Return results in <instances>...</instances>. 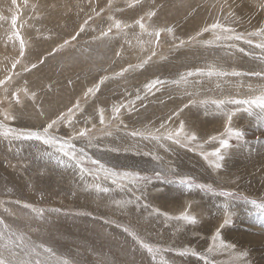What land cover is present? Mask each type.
Returning a JSON list of instances; mask_svg holds the SVG:
<instances>
[{"label": "rangeland", "instance_id": "374dc122", "mask_svg": "<svg viewBox=\"0 0 264 264\" xmlns=\"http://www.w3.org/2000/svg\"><path fill=\"white\" fill-rule=\"evenodd\" d=\"M133 3L134 0H16L13 4L12 0H0V79L12 76V81L6 85L7 94L0 88V113L7 111L16 117L4 120L0 114V122L18 130H41L42 126L56 119L58 114L66 113L79 101L82 111L76 113L73 126L60 124L55 134L67 139L76 131L87 128L92 145L88 144V138H77L73 141L77 151L84 148L88 156L99 159L109 168L134 170L153 177L150 183L141 185L142 191L122 190L110 181L102 180L100 183L110 191L98 193L92 187L93 177L82 175L74 161L54 148L39 141H10L0 137V184L19 192L17 196L0 195V219L12 226V231L17 234L24 233L25 239L31 237L28 241L31 245H40L34 235L43 232L53 243L64 241L59 256L69 259L67 255H73L75 258L70 259L77 264H101L102 260L104 264H159V257L153 261L123 231L124 227L153 245L177 251H196L209 257L212 264H264V214L250 202L255 199L264 203V122L249 117L243 111L237 112L232 126L245 133L246 143L231 141L233 147L226 150L222 169L210 166L213 157L206 161L200 154L201 146L205 153L218 147L211 138L226 135L225 113L235 111L237 107L226 104L220 109L211 101L253 95L255 93L249 90L248 85L259 90L264 87V79L250 75L223 78L193 76L189 78L187 87L192 96L186 94L183 84H173L182 75L206 70L212 64L228 72L264 70V61L259 59L262 55L260 49L242 42L229 43L243 47L245 53L250 54L240 53L235 47H206L196 41L177 46L180 40L188 41L215 21L231 26L241 34L264 29V8L260 6L264 0H140L139 4L130 7ZM153 11L156 15L149 18L148 13ZM229 12L233 15L230 16ZM13 17L17 18L15 28L11 23ZM89 17L90 27H86L76 40H71ZM112 17L134 27L123 32L113 28L109 38L97 39L100 30H106L113 23ZM141 17L150 31L170 28L172 32H161L159 46L150 43L142 46L138 37L140 41L153 38L142 35L135 24ZM15 32L25 40L27 51L21 64L12 69L19 50ZM250 38L254 43L261 40V37ZM65 40H71V44L56 51L55 55H48ZM199 40L216 43L211 32L204 33ZM153 49L157 55L142 68L136 67ZM42 57L46 58L43 64H38L30 72L23 71V65L36 63ZM129 65L133 67L123 76L116 75ZM105 77L107 79L100 85L99 92L85 97L87 89ZM154 79L167 81V85L154 95L146 94L144 85ZM24 88L29 90V94L36 93L35 103L25 96ZM15 91H20V104L12 98ZM137 93L141 99H136ZM193 100L196 103H192ZM119 104L134 105L132 111L122 109V124L112 119V107ZM185 104L189 106L185 108ZM100 109L104 110V125L99 123ZM176 112L180 113L178 117ZM181 121L186 132L198 137L195 143L182 147L167 140L157 143L127 135L133 130H155L162 124L175 129ZM107 132L111 135H106ZM241 143L243 147L239 146ZM84 166L95 171L87 161ZM173 170L177 175L194 178L196 183L210 185L217 192L236 193L238 198H225L197 189L189 191L176 183H162L154 176L159 171L165 173L169 180H174ZM125 201L130 203L124 204ZM24 204L43 209V219H33L30 209L24 208ZM225 206L232 214V223L221 228ZM157 210L161 214L158 215ZM185 212L194 215L198 222L189 225L185 221L168 219ZM98 226L99 229L96 228ZM83 227H88L86 232ZM218 230L225 243L234 245V249H220L219 241L213 244ZM45 241L41 244L47 245ZM83 247L87 248V253L83 252ZM210 247L214 251L209 256ZM38 250L41 258L49 259L42 249ZM241 252L246 253V257L235 260ZM161 256L169 264H203L196 257L179 256L176 251L162 252Z\"/></svg>", "mask_w": 264, "mask_h": 264}, {"label": "snow or ice", "instance_id": "6c2138e0", "mask_svg": "<svg viewBox=\"0 0 264 264\" xmlns=\"http://www.w3.org/2000/svg\"><path fill=\"white\" fill-rule=\"evenodd\" d=\"M13 4L16 3V0H12ZM140 0H134L133 4L129 6H134L135 4H139ZM264 8V3L260 5ZM97 15H100L98 12ZM156 13L149 12V18L151 16H155ZM229 15H233L229 12ZM2 19V17H0ZM85 19L83 24L79 27V30L76 32L75 35L72 36L71 40H76V38L80 35V33L84 32L86 27H90L89 20ZM113 23L109 24L108 27L105 29H101L99 35L96 37L97 39H105L109 38L110 34L113 31V28L117 29L118 32H123L129 27H134V25H128L122 23L119 20H116L114 17L111 18ZM144 18L141 17L139 20L135 22L136 25L139 26L141 30V34H146L149 37H152L150 41H140L138 37V42L141 43H150L159 46L160 43V35L161 32L167 31L169 33L172 32V29H152L149 30L148 26L145 25L143 22ZM13 28L16 27L17 18L13 17L12 21ZM95 31V29H93ZM211 32L213 33V39L215 40V45L211 40H204L200 41L199 37L203 36L204 33ZM16 39L19 40V50H18V58L12 63L11 68L16 69L18 64H21V61L24 60L26 56V43L22 36H20L19 32H15ZM250 37H261L260 42H255ZM71 40H65L59 48L54 49L53 51L49 52L48 55L52 56L55 55L56 51L63 49L65 46L71 44ZM193 41L197 43H203L206 47H213V46H224L228 48L235 47L236 50L240 53H245V49L243 47H239V45H235L229 42H242L243 44H247L250 46H254L257 49H260L262 55L259 57L261 61H264V29L256 32H247L245 34L237 33L234 28L231 26L225 25L220 23L219 21L213 22L211 25L205 26L201 31L197 32L195 36H192L188 39V41L180 40L178 47H183L186 44L190 45ZM250 54V53H245ZM117 56L120 55L119 52L116 53ZM157 53L153 49L150 55L142 61L141 64L137 65L136 67H143V64L148 63L152 57L156 56ZM45 57L39 58L36 63H30V65H23V71L30 72L33 69H36L38 64H43L45 62ZM132 65H129L128 68L123 69L120 73H117L118 76H123L124 72H127ZM255 76L260 79H264V70L261 71H252V72H240V71H225L222 68L217 67L215 64L208 65L207 69H199L196 71H190L180 77L179 80L173 81V84L180 86L183 84L185 86L186 94L192 96V92H187V87L189 85V78L193 76H207V77H227V76ZM107 77L102 78L97 85L94 87L88 88L85 97L94 96L100 90V85L104 83V80ZM12 81V76L7 75L4 79H0V88L4 89V92L7 94L8 88L6 85ZM167 85V81L154 79L149 81L144 85V90L146 94H155L156 91L161 90ZM248 88L251 92L255 93L253 95H249L243 98H227L223 100H212L211 103L214 104L217 108L222 109L226 104L235 105V111H229L225 113L226 116V135L223 138L212 137L213 141L218 143V147L215 148L214 151L210 153H205L202 150L201 146V156L204 160L208 161L209 157H213L214 160L211 162L210 166L215 167L217 170L223 168V161L225 160V152L233 147L231 143L232 140L237 142H244L245 141V133L242 130L235 129L232 126L233 117L239 111H243L249 117H254L256 120L260 122H264V87L256 90L253 88L252 85H248ZM25 96H29V98L35 103L36 101V93L31 92L29 94V90L27 88L22 89ZM7 98V96H5ZM12 98L16 104H20V91H15L12 93ZM136 99H141L139 93L136 95ZM192 103H196L195 100ZM207 103V102H205ZM188 104H185L184 107H188ZM134 105L129 104H119L113 105L112 107V119L119 121V123H123L120 120V113L122 109H127L128 111H132ZM78 111H82L81 105L79 101L75 102L72 107L67 109L66 113H60L57 115L56 119H52L46 126H42L41 130H18L16 128L10 127L3 122H0V137H3L7 140H21V141H39L43 145L48 146L49 148H54L57 152L61 153L64 157H67L69 160H72L76 163V165L80 168L81 174L88 175L93 177V185L92 187L98 193L106 194L110 191L108 187H105L100 183L102 180H108L113 185H117L120 189H128L129 191H136L142 190L141 185H147L153 179V177L148 175H142L138 171L134 170H124L118 171L113 168H109L104 163H102L99 159H93L91 156H88L84 148H80L77 151L76 145L73 143L74 140L77 138H88L89 137V129L84 128L75 132L74 135H70L67 139L61 138L57 136L55 133L58 131V125L66 123L69 126H73L74 124V117ZM180 111H183L181 109ZM3 115L4 120H14L16 117L10 114L7 111L0 113ZM179 112L175 113V116H179ZM99 123L101 125L105 124L104 118V110H99ZM95 127V126H93ZM125 127H127L125 125ZM106 135H111L110 132L105 133ZM127 135L131 136L132 138H140L142 140H152L157 143L161 141L167 140L171 141L174 144H179L182 147L191 145L198 140V137L194 133L186 132L185 125L181 121L179 126L175 129L167 128L165 125H161L160 128H156L155 130L151 128H145L144 130H133L127 133ZM88 144L92 145V139L88 138ZM243 147V143L239 145ZM51 155V153H49ZM146 155H151V153H146ZM155 158V157H154ZM85 161L90 163L95 171L90 168H86ZM101 173L103 175H101ZM173 176H176V179L169 180L167 175L163 172H155L154 176L157 180H160L162 183H176L182 188H185L189 191L193 189H197L202 192H208L213 195H220L225 198H238V194L230 192V191H215L212 186L203 184V183H196L194 178L189 176H181L177 175L176 172L173 170ZM247 199V197H244ZM139 202V198H137ZM254 207L260 209L261 213L264 214V203H258L255 199L250 201ZM17 203H20L17 201ZM125 204L130 203V201H125ZM144 207H148V205H143ZM24 208L30 209V214H32L33 219H43L44 217V210L37 209L32 207L29 204H24ZM55 211V210H54ZM5 212H8V209L5 208ZM11 214V213H9ZM157 214H161L157 210ZM168 219H177L181 221H185L189 225H195L198 221L194 215H191L188 212L181 214L178 217H168ZM232 223V214L228 211L227 206L224 207V219L221 225V228L224 226H228ZM0 226H2V230H0V264H77L74 259H68L66 257H59L54 252V250L50 247H46L43 244L40 245H31L28 241H30L31 237L25 239V234L12 231L9 224L5 223L3 219H0ZM123 231L128 233L133 240L137 242L140 248H143L152 258L153 261H156L159 257V264H169L168 260H166L163 256H161L162 252H172L176 251V254L179 256H193L203 262V264H212V260L209 257L201 255L196 251H192L190 249H183V250H175L172 248H164L159 245H153L151 243L146 242L145 240L141 239L136 233L131 231L128 227H124ZM216 241H219V248L220 249H234V245L225 243L224 239L222 238L221 231H217L215 233V240L213 244L215 245ZM19 249V251H18ZM38 249H42L43 253L47 255L49 259H42L41 258V251ZM214 248L210 247L208 249L209 256L213 253ZM246 253L241 252L235 256L236 260H243L246 257ZM101 264H104L102 261Z\"/></svg>", "mask_w": 264, "mask_h": 264}, {"label": "bare ground", "instance_id": "6f19581e", "mask_svg": "<svg viewBox=\"0 0 264 264\" xmlns=\"http://www.w3.org/2000/svg\"><path fill=\"white\" fill-rule=\"evenodd\" d=\"M100 1H101V0H100ZM188 1H189V0H188ZM198 1H199V0H198ZM97 2H98V1H97ZM84 4H85V3H84ZM102 5H103V4H102ZM202 5H203V4H202ZM88 6H89V5H88ZM88 6H87V7H88ZM99 6H100V5H99ZM87 7H86V8H87ZM102 14H103V13H102ZM126 23H127V22H126ZM76 25H77V24H76ZM164 46H165V45H164ZM181 52H182V51H181ZM256 70H257V69H256ZM182 73H183V72H182ZM194 78H195V77H194ZM212 78H213V77H212ZM222 78H223V77H222ZM217 79H218V78H217ZM200 83H201V82H200ZM207 85H208V84H207ZM203 86H204V85H203ZM243 86H244V85H243ZM199 89H200V88H199ZM202 89H203V88H202ZM242 89H244V88L242 87ZM223 93H224V92H223ZM228 95H229V94H228ZM194 97H195V96H194ZM242 98H243V97H242ZM189 101H190V100H189ZM203 111H204V110H203ZM206 112H207V111H206ZM89 136H90V135H89ZM94 152H95V151H94ZM41 158H42V157H41ZM12 173H13V172H12ZM16 174H17V173H16ZM55 174H56V173H55ZM59 177H60V176H59ZM4 178H5V177H4ZM16 179H17V178H16ZM4 180H6V179H4ZM9 180H10V179H9ZM6 182H7V180H6ZM1 183H2V182H1ZM9 184H10V183H9ZM4 186H5V185H4ZM53 187H54V186H53ZM62 187H63V186H62ZM59 188H60V187H59ZM20 190H21V189H20ZM20 190H19V191H20ZM35 190H36V189H35ZM141 191H142V190H141ZM145 191H146V190H145ZM7 194H8V195H9V194H12V195H14V196H17V195H19V192H16L13 188L10 189V188L3 187V186L0 184V195L3 196V195H7ZM112 194H113V192H112ZM109 195H110V194H109ZM2 196H1V197H2ZM14 196H13V197H14ZM8 197H9V196H8ZM14 198H15V197H14ZM75 198H76V197H75ZM123 198H124V197H123ZM123 198H122V199H123ZM112 199H113V198H112ZM84 200H85V199H84ZM118 200H119V199H118ZM80 201H81V200H80ZM87 201H88V200H87ZM84 202H85V201H84ZM99 202H100V201H99ZM118 202H119V201H118ZM134 203H135V202H134ZM94 204H95V203H94ZM98 204H99V203H98ZM124 204H125V203H124ZM114 205H115V204H114ZM114 205H113V206H114ZM117 205H118V204H117ZM85 206H86V205H85ZM99 206H101V205L99 204ZM102 206H103V205H102ZM115 206H116V205H115ZM131 206H132V205H131ZM12 207H13V206H12ZM17 208H18V207H17ZM86 208H87V207H86ZM86 208H85V209H86ZM12 210H13V209H12ZM18 211H19V210H18ZM16 212H17V211H16ZM19 212H21V211H19ZM21 213H23V212H21ZM27 213H28V212H27ZM100 213H101V212H100ZM103 213H104V212H103ZM115 213H116V212H115ZM19 215H20V214H19ZM23 215H24V214H23ZM28 216H29V215H28ZM28 216H27V220H28ZM59 216H60V215H59ZM78 216H79V215H78ZM19 217H21V216H19ZM54 217H55V216H54ZM120 217H121V216H120ZM125 217H126V216H125ZM156 217H157V216H156ZM23 218H24V216H23ZM29 218L31 219V217H29ZM1 219H2V218H1ZM38 219H39V218H38ZM58 219H59V218H58ZM11 220H12V219H11ZM23 220H25V218H24ZM160 220H161V219H160ZM29 221H30V220H29ZM87 221H88V220H87ZM163 221H164V220H163ZM12 222H13V221H12ZM12 222H11V223H12ZM26 222H27V221H26ZM26 222H25V223H26ZM36 222H37V221H36ZM157 222H158V221H157ZM8 223H9V222H8ZM84 223H86V222H84ZM97 223H98V222H97ZM14 224H15V223H14ZM17 224H18V222H17ZM40 224H43V223H40ZM73 224H74V223H73ZM135 224H136V223H135ZM12 225H13V223H12ZM24 225H25V224H24ZM44 225H45V224H44ZM82 225H84V224H82ZM90 225H91V224H90ZM93 225H94V224H93ZM101 225H102V224H101ZM13 226H14V225H13ZM20 226H21V225H20ZM147 226H149V225H147ZM0 227H2V226H0ZM10 227H12V226H10ZM16 227H17V226H16ZM24 227H25V226H24ZM27 227H28V226H26V228H27ZM40 227H42V226H40ZM46 227H47V226H46ZM56 227H57V225H56ZM77 227H78V224H77ZM77 227H76V228H77ZM93 227H94V226H93ZM34 228H36L35 225H34ZM81 228H82V226H81ZM83 228H85V227H83ZM86 228H88V227H86ZM86 228H85V232L87 231ZM96 228L99 229V226L96 227ZM96 228H95V229H96ZM100 228H101V227H100ZM107 228H108V227H107ZM135 228H136V227H135ZM144 228H145V227H144ZM14 229H15V228H14ZM98 229H97V230H98ZM110 229H111V228H110ZM110 229H109V230H110ZM24 230H25V229H24ZM42 230H43V229H42ZM75 230H76V229H75ZM77 230H78V229H77ZM93 230H94V229H93ZM93 230H92V231H93ZM17 231H18V229H17ZM32 231H33V230H32ZM32 231H31V232H32ZM81 231H82V229H81ZM83 231H84V229H83ZM92 231H90V232H92ZM98 231H99V230H98ZM98 231L95 232V234L98 233ZM102 231H103V228H102ZM102 231H101V232H102ZM152 231H153V230H152ZM40 232H41V231H40ZM75 232H76V231H75ZM78 232H79V231H78ZM90 232H89V233H90ZM20 233H21V232H20ZM32 233H34V232H32ZM80 234H81V233H80ZM82 234H83V233H82ZM82 234H81V235H82ZM87 234H88V232H87ZM87 234H86V236H87ZM102 234H103V233H102ZM145 234H146V233H145ZM150 234H151V233H150ZM150 234H149V235H150ZM98 235H99V234H98ZM122 235H123V234H122ZM156 235H157V234H156ZM165 235H166V234H165ZM43 236H45V238H46L48 244H47V242L45 241V238H44ZM70 236H71V235H70ZM76 236H77V235H75V237H74V236H73V237L76 238ZM82 236H83V235H82ZM82 236H81V237H82ZM102 236H103V235H102ZM254 236H255V235H254ZM34 237H37V240L40 242V244H41L43 241H45L46 244H47V245H45V246H48V247L52 248V249L54 250V252H55L56 254H58V256H59V254H62V252H61L62 249H61L60 246L65 245V242H64L63 240H62L63 242H61V241H57V243H53V242H51V241L48 239L47 234L44 233V232L41 233V234L34 235ZM67 237H68V236H67ZM78 237L80 238V236H78ZM78 237H77V238H78ZM83 237H85V236H83ZM149 237H150V236H149ZM79 238H78V239H79ZM88 238H89V237H88ZM102 238H103V237H102ZM35 239H36V238H35ZM72 239H73V238H72ZM81 239H82V238H81ZM105 239H106V238H105ZM118 239H119V238H118ZM79 240H80V239H79ZM79 240H78V241H79ZM82 240H83V239H82ZM168 240H169V239H168ZM38 241H37V242H38ZM41 241H42V242H41ZM70 241H71V240H70ZM74 241L77 243L76 240H74ZM88 241H89V240H88ZM93 241H94V240H93ZM108 241H109V240H108ZM39 242H38V243H39ZM71 242H72V241H71ZM75 242H73V243H75ZM84 242H85V241H84ZM105 242H106V241H105ZM105 242H104V243H105ZM181 242H182V241H181ZM73 243H72V244H73ZM78 243H79V242H78ZM82 243H83V242H82ZM90 243H91V241H90ZM135 243H136V242H135ZM85 244H87V243H85ZM85 244H84V246H85ZM88 244H89V243H88ZM105 244H106V243H105ZM105 244H104V245H105ZM109 244H110V243H109ZM112 244H113V243H112ZM120 244H121V243H120ZM165 244H167V243H165ZM74 245H75V244H74ZM82 245H83V244H82ZM68 246H71V245L68 244ZM87 246H88V245H87ZM101 246H102V245H101ZM116 246H117V245H116ZM78 247H79V244H78L77 248H78ZM89 247H90V245H89ZM125 247H126V246H125ZM169 247H170V246H169ZM91 248H92V247H91ZM97 248H98V247H97ZM101 248H102V247H101ZM116 248H117V247H116ZM73 249H75L74 246H73ZM81 249H82V248H81ZM86 249H87V248H84V247H83V249H82V250H84L83 252H85ZM93 249H94V248H93ZM111 249H112V248H111ZM125 249H126V248H125ZM95 250H97V249H95ZM113 251H114V250H113ZM124 251H125V250L123 249L122 252H124ZM244 251H245V250H244ZM79 252H80V251H79ZM81 252H82V251H81ZM83 252H82V253H83ZM90 252L92 253V251H90ZM95 252H96V251H95ZM95 252H94V253H95ZM107 252H108V251H107ZM82 253H81V254H82ZM85 253H87V252H85ZM96 253H97V252H96ZM108 253H109V252H108ZM111 253H113V252H111ZM98 254H99V253H98ZM113 254H114V253H113ZM115 254H119V253H116V252H115ZM127 254H128V253H127ZM88 255H89V254H88ZM93 255H94V254H93ZM96 255H97V254H96ZM100 255H101V254H100ZM100 255H99V256H100ZM107 255L109 256L110 253L107 254ZM123 255H124V254H123ZM67 256L69 257V259H70V258H75V256H73V255H67ZM76 256H77V255H76ZM99 256H97V258H99ZM117 256H118V255H117ZM119 256H120V255H119ZM121 256H122V255H121ZM59 257H60V256H59ZM63 257H64V256H63ZM78 257H79V256H78ZM100 257H101V259H102V256H100ZM111 257H113V256H111ZM133 257H134V256H133ZM45 258H46V257H45ZM45 258H42V259H45ZM76 258H77V257H76ZM106 258L108 259L109 257L106 256ZM46 259H47V258H46ZM99 259H100V258H99ZM111 259H112V258H111ZM137 259H138V258H137ZM76 260L79 261L80 258H79V259H76ZM122 260H123V259H122ZM235 260H236V259H235ZM99 261H100V260H99ZM99 261H97V262H99ZM102 261H103V260H102ZM104 261H105V260H104ZM110 261H111V260H110ZM115 261H116V260H115ZM222 261H224V260H222ZM148 262H149V261H148ZM148 262H147V263H148ZM232 262H233V261H232ZM53 263H54V262H53ZM95 263H96V262H95ZM105 263H106V262H105ZM114 263H115V262H114ZM142 263H143V262H142ZM151 263H152V262H151ZM224 263H225V262H224ZM109 264H110V263H109ZM128 264H129V263H128ZM136 264H137V263H136ZM152 264H153V263H152Z\"/></svg>", "mask_w": 264, "mask_h": 264}]
</instances>
